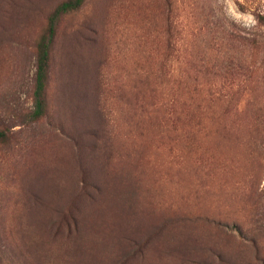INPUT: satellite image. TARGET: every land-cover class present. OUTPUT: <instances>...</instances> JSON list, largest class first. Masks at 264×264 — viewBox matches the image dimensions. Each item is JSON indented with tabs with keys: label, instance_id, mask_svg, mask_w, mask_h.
I'll list each match as a JSON object with an SVG mask.
<instances>
[{
	"label": "rangeland",
	"instance_id": "obj_1",
	"mask_svg": "<svg viewBox=\"0 0 264 264\" xmlns=\"http://www.w3.org/2000/svg\"><path fill=\"white\" fill-rule=\"evenodd\" d=\"M64 1L0 0V264H264V0H87L33 122Z\"/></svg>",
	"mask_w": 264,
	"mask_h": 264
},
{
	"label": "trees",
	"instance_id": "obj_2",
	"mask_svg": "<svg viewBox=\"0 0 264 264\" xmlns=\"http://www.w3.org/2000/svg\"><path fill=\"white\" fill-rule=\"evenodd\" d=\"M86 1L87 0H66L60 3L50 15L47 29L38 42L33 92L34 109L30 114L31 121L33 122L40 121L47 115V87L50 77L52 48L57 37L58 26L64 16L78 11ZM67 219L68 218L63 219L61 228L63 230V226H67L68 230L65 232L63 230V233L71 236V222ZM61 236L63 237V235ZM23 262V264H32L26 257Z\"/></svg>",
	"mask_w": 264,
	"mask_h": 264
}]
</instances>
